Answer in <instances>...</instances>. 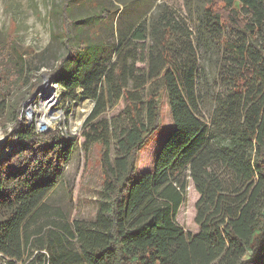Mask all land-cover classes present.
I'll return each instance as SVG.
<instances>
[{
	"label": "trees",
	"instance_id": "16d2710c",
	"mask_svg": "<svg viewBox=\"0 0 264 264\" xmlns=\"http://www.w3.org/2000/svg\"><path fill=\"white\" fill-rule=\"evenodd\" d=\"M70 1L60 7L67 56L51 81L92 109L79 137L64 136L37 132L0 97V127L10 123L7 144L17 141L0 158V264H264V0H202L196 11L199 34L241 36L220 41L233 64L231 92L211 123L198 111L191 33L167 15L144 20L118 31L115 58L103 59L100 44L71 45L78 22ZM165 98L168 132L151 169L137 172L138 154L160 132ZM75 147L85 159L98 148L103 185L92 221L68 220L45 203ZM188 179L198 195L196 234L176 223Z\"/></svg>",
	"mask_w": 264,
	"mask_h": 264
},
{
	"label": "rangeland",
	"instance_id": "374dc122",
	"mask_svg": "<svg viewBox=\"0 0 264 264\" xmlns=\"http://www.w3.org/2000/svg\"><path fill=\"white\" fill-rule=\"evenodd\" d=\"M202 4V0H71L68 14L78 22L71 28V45L76 47L81 41L85 47L86 44H100V57L108 59L112 56L111 46L117 41L118 31L167 15L175 26L182 27L186 34L191 33L195 51L189 58H195L197 62L198 111L207 123H211L217 101L226 99L231 92L227 77L233 64L220 41H240L241 36L227 28L223 32L199 34L196 11L200 14ZM60 7L61 0H0V90L5 91L0 93V97L4 96L12 106L19 108L23 118L26 117L25 103L32 101L30 120L36 121L37 128L43 130L41 133L58 129L64 136L79 137L93 103L86 99L71 101L60 84L58 88L51 84L53 73L61 59L67 56ZM260 38H264V30ZM177 41L176 38L170 40L176 45L180 43ZM148 42L150 45L151 41ZM114 58L113 55L112 60ZM21 65L27 68L18 79ZM29 66L31 72L27 70ZM34 84L35 92L32 91ZM47 88L54 94V97L50 96V102L54 100L50 108L44 96ZM122 108L120 103L109 115L117 114ZM170 124L165 98L160 132L138 154L135 161L137 172L151 169L153 155ZM11 127L10 123L0 127V139L8 138ZM7 146L6 143L0 149V156L4 155ZM102 185L98 148H92L88 159H85L75 147L63 176L45 203L59 209L68 220L92 221L97 213ZM197 199L198 195L188 179L185 201L177 212L176 223L190 234L198 232L195 223Z\"/></svg>",
	"mask_w": 264,
	"mask_h": 264
},
{
	"label": "built area",
	"instance_id": "2783aa9c",
	"mask_svg": "<svg viewBox=\"0 0 264 264\" xmlns=\"http://www.w3.org/2000/svg\"><path fill=\"white\" fill-rule=\"evenodd\" d=\"M51 84L55 88L56 87L58 88V84L53 83V82H51ZM25 104L27 105V108L25 110L26 117L24 116V118L27 120V123L33 125L35 127V129H36L37 132L43 131V130H40V129L37 128L38 125H37V123H36L35 120H33V121L30 120L32 118V114H33V111H32V106H33L32 101L26 102ZM48 130H47V132H48ZM16 146H17V141L15 139L10 145L7 146L6 150L4 151V155H1L0 157L2 158L4 156L8 155L9 153H11Z\"/></svg>",
	"mask_w": 264,
	"mask_h": 264
},
{
	"label": "bare ground",
	"instance_id": "6f19581e",
	"mask_svg": "<svg viewBox=\"0 0 264 264\" xmlns=\"http://www.w3.org/2000/svg\"><path fill=\"white\" fill-rule=\"evenodd\" d=\"M46 82H47V81H46ZM44 96L47 97L46 102L48 103V106H49V108H50V105H52L53 102H54V100L50 102V96L54 97V94L51 92L50 89L47 88V89H45V91H44ZM55 99H56V98H55ZM44 108H45V105L43 104V109H44Z\"/></svg>",
	"mask_w": 264,
	"mask_h": 264
},
{
	"label": "water",
	"instance_id": "95a60500",
	"mask_svg": "<svg viewBox=\"0 0 264 264\" xmlns=\"http://www.w3.org/2000/svg\"><path fill=\"white\" fill-rule=\"evenodd\" d=\"M38 94V91L35 93V96ZM8 142V138L0 139V149Z\"/></svg>",
	"mask_w": 264,
	"mask_h": 264
}]
</instances>
